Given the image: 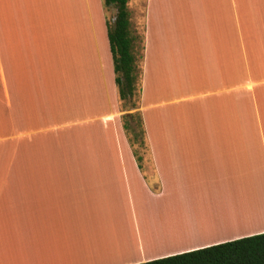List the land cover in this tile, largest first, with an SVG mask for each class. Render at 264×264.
I'll return each mask as SVG.
<instances>
[{
    "label": "crops",
    "instance_id": "crops-1",
    "mask_svg": "<svg viewBox=\"0 0 264 264\" xmlns=\"http://www.w3.org/2000/svg\"><path fill=\"white\" fill-rule=\"evenodd\" d=\"M142 2L125 110L103 0H0V264H134L264 232L247 221L264 208L262 85L236 0ZM134 111L151 170L123 127Z\"/></svg>",
    "mask_w": 264,
    "mask_h": 264
},
{
    "label": "trees",
    "instance_id": "trees-1",
    "mask_svg": "<svg viewBox=\"0 0 264 264\" xmlns=\"http://www.w3.org/2000/svg\"><path fill=\"white\" fill-rule=\"evenodd\" d=\"M116 11L107 21L115 82L122 107H138L141 99L136 37L130 28L129 0H103ZM141 56V55H140ZM123 127L141 170L148 149L141 111L124 113ZM134 264H264V232Z\"/></svg>",
    "mask_w": 264,
    "mask_h": 264
},
{
    "label": "rangeland",
    "instance_id": "rangeland-1",
    "mask_svg": "<svg viewBox=\"0 0 264 264\" xmlns=\"http://www.w3.org/2000/svg\"><path fill=\"white\" fill-rule=\"evenodd\" d=\"M142 1H145V0H141V2L137 6H134V7H132V5H130V2H129L130 23H131V28L133 29V31L138 29L136 27V25H140L141 23H143V15L142 14H143V9H144V4H143ZM240 1H242L241 3H243V2L244 3L241 6V5L238 4V3H240L239 0L238 1L236 0V7H237V4L239 5L237 7V11L239 13L241 12L240 16H239V14L237 12L236 22H237V24L240 27H242L243 30L245 28V31H246V34H243V36H244V42H245L246 51L248 53V57H249V60H250V62H249L250 74H252V75H250V79L254 83V80H255V79H253L254 75H256V73L259 72V71L256 70V66L257 65L254 64L255 60L258 63L257 58L260 59L261 64H263L262 67L264 68V26H263V24H261V27H259L258 24H257V35H256V37L253 36L252 34H250V31L248 30V26H249V23H250L249 20L252 19L255 22H257V20H258L257 19L258 10L255 11L254 8H259V2H258V0H247L246 1L247 3L245 2V0H240ZM243 5H245L244 8H243ZM109 8H111L109 14H110V20L112 21L114 19V17H115L116 11L114 9H112L113 7H109ZM243 24H244V27H243ZM139 30L141 31V28H139ZM135 37H136V40H135V45H136L135 51H136V54H137V57H138V66L140 67V60H141V56L140 55H141L142 49H143L142 42H141L142 36H141L140 33H138V34L135 33ZM255 39L260 43V49H258L259 50V54L256 55V56L254 54L255 50H254L253 45H252V43H253V41H255ZM253 65H255V66L253 67ZM251 67H253V68H251ZM255 71H257V72H255ZM263 77H264V74L260 75V77H259L260 82H262V84H264L263 83L264 81H262V80H264ZM256 84H257V82H256ZM257 147H258V145L256 144V142H254L253 143V147H252V153H255L254 151H255V149ZM144 164H145L144 170H151L150 166L146 163V161H144Z\"/></svg>",
    "mask_w": 264,
    "mask_h": 264
},
{
    "label": "bare ground",
    "instance_id": "bare-ground-1",
    "mask_svg": "<svg viewBox=\"0 0 264 264\" xmlns=\"http://www.w3.org/2000/svg\"><path fill=\"white\" fill-rule=\"evenodd\" d=\"M237 1H238V0H237ZM246 1H247V0H245V2H246ZM239 2L241 3L242 1L239 0ZM240 3H238V4L242 6V4H243L244 2L241 3V4H240ZM246 3H247V2H246ZM238 4H237V7L239 6ZM247 5H248V4H247ZM244 7H245V5H243V8H244ZM263 7H264V5H263ZM246 8H247V7H246ZM238 10H239V9H238ZM239 11H240V10H239ZM237 12H238V11H237ZM238 14H239V16H240V15H241V12H240V13L238 12ZM243 27H244V24H243ZM254 64H255V63H254ZM255 65H256V64H255ZM255 65H253V67H254ZM256 70H257V68H256ZM257 71H259V70H257ZM257 71H255V72H257ZM260 72H261V71H260ZM260 72H257V73H256V75H258L259 77H260V75H262V73H260ZM263 78H264V77H263ZM258 79H259V78H258ZM259 80H260V79H259ZM259 80H258V81H259ZM262 81H264V80H262ZM259 82H260V81H259ZM263 83H264V82H263ZM261 85H262V88H261L260 106H261V109H264V84H262V82H261ZM263 115H264V114H263ZM262 181H264V180H262ZM263 185H264V184H263ZM256 188H258V187H256ZM253 189H255V188H253ZM260 189H262V187H260ZM260 189H259V191H261ZM259 191H258V189H257V193H256V195L259 194ZM255 192H256V190H255V191L252 190V195H253ZM256 195H254V196H256ZM254 196H253V198H254ZM251 198H252V197H251ZM251 201H252V200H251ZM252 204H253V203H252ZM249 206H250V205H249ZM263 207H264V206H263ZM260 210H261V211L258 210V212H255L256 215L254 214V211H257V210H254V209H253V210H251V211L249 212L250 214H248V217H250L249 215H251V216L253 217V218L250 217L249 220H247V221H249V225L252 226V225H253V222H254V225H253L251 228H253V227L255 228L256 225H258V224L261 223L260 220H258L257 223L255 222V220L257 221V219H259L260 216H261L262 218H264V208H261ZM252 214H254V215H252ZM250 219H252V220H250ZM262 220H263V219H262ZM251 222H252V224H251ZM259 222H260V223H259ZM255 223H256V224H255ZM262 223L264 224V221H263ZM258 227H259V225H258L256 228H258ZM260 227H261V224H260Z\"/></svg>",
    "mask_w": 264,
    "mask_h": 264
}]
</instances>
